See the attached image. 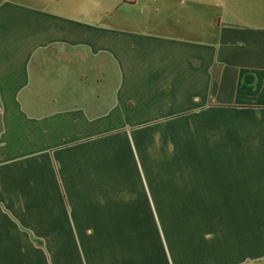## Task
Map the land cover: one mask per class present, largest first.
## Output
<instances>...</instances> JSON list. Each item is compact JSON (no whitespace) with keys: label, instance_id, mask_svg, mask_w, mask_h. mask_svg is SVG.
Wrapping results in <instances>:
<instances>
[{"label":"crops","instance_id":"obj_1","mask_svg":"<svg viewBox=\"0 0 264 264\" xmlns=\"http://www.w3.org/2000/svg\"><path fill=\"white\" fill-rule=\"evenodd\" d=\"M264 263V0H0V264Z\"/></svg>","mask_w":264,"mask_h":264},{"label":"rangeland","instance_id":"obj_2","mask_svg":"<svg viewBox=\"0 0 264 264\" xmlns=\"http://www.w3.org/2000/svg\"><path fill=\"white\" fill-rule=\"evenodd\" d=\"M262 264H264V263H262Z\"/></svg>","mask_w":264,"mask_h":264}]
</instances>
